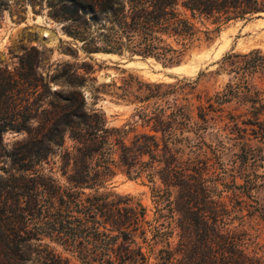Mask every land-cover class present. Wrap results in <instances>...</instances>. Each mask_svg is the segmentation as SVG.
Listing matches in <instances>:
<instances>
[{
    "label": "trees",
    "instance_id": "trees-1",
    "mask_svg": "<svg viewBox=\"0 0 264 264\" xmlns=\"http://www.w3.org/2000/svg\"><path fill=\"white\" fill-rule=\"evenodd\" d=\"M46 1L49 16L62 22L64 33L81 42L87 55L129 52L169 64L231 21L264 13V0ZM219 67L228 75L226 83L196 112L183 95L187 83L142 82L128 74L109 92L137 105L136 119L120 127H107L100 110L84 109L82 87L95 80L93 65L85 61L64 63L58 78L70 89L60 95L62 102L50 101L34 114L0 105V153L3 131L28 134L0 174V264H72L54 245L81 264H149L150 257L153 264H243L248 254L264 257L258 255L261 246L233 224L244 216L264 221V207L235 174L216 171L213 158L224 139L216 147L203 139L214 116L226 117L230 124L223 130L235 137L224 138L233 140L228 148L236 149L234 158L244 161L264 149L246 138L250 129L263 143L264 52L228 53ZM31 122H37L36 134ZM138 122L148 129L137 131ZM66 135L74 145L64 150L66 180L59 183L35 166L52 146L63 148ZM119 166L127 176H146L154 185L152 221L139 202L114 199L106 190ZM147 231L153 240L148 255L136 241L137 233L144 237Z\"/></svg>",
    "mask_w": 264,
    "mask_h": 264
},
{
    "label": "rangeland",
    "instance_id": "rangeland-1",
    "mask_svg": "<svg viewBox=\"0 0 264 264\" xmlns=\"http://www.w3.org/2000/svg\"><path fill=\"white\" fill-rule=\"evenodd\" d=\"M80 44L81 42L70 39L64 33L62 22L49 16L46 0H0V105L3 109L15 108L22 114L29 111L34 114L40 113L44 107L48 108L50 101L62 102L60 95H66L70 89L66 82L58 78V74L64 69V63L85 61L93 65L91 76L95 80L86 82L82 87L84 109L100 110L107 127H120L136 119L133 116L136 104L116 99L109 93L115 90V86L122 85L123 78L128 74L138 77L142 82L174 83L180 80L187 83L183 95L196 112L198 106L206 104L207 99L226 83L228 75L219 67L226 54L245 52L252 48H259L264 52V13L247 20L231 21L212 39L202 40L189 49L177 64H169L151 56L138 57L129 52L115 56L105 53L87 55ZM72 49L77 51L76 56L72 55ZM92 87L99 88V92H95ZM261 87L264 97V84ZM228 108L231 109L232 106ZM226 123L230 124L226 117L214 116L203 133V139L212 147H216L218 140L224 139L223 144H220L224 147H218V157L213 158L216 171L221 176L235 174L237 182L245 185L252 198L264 207V149L248 154L244 161L234 158L232 153L236 149L228 148L232 146L233 140L227 141L224 136L235 137V133L223 130ZM29 126L33 130L31 133L36 134L37 122H31ZM135 126L137 131L148 129L141 128L139 122ZM249 132L250 129L246 138H249L253 147L264 145V138L263 143H260L258 137ZM218 134L221 136L216 138ZM1 139L0 174L3 173L2 168H7L10 164V153L22 148L27 142L28 134L25 130L8 129L2 132ZM73 145L74 142L66 135L63 148L52 146L44 160L35 167L41 168L59 183L65 182L61 158H66L63 155L65 149L73 151ZM155 187L162 188V184L157 182ZM153 188L154 185L146 176H127L121 166L115 169L106 186L114 199L129 198L132 202H139L146 210L148 221L154 218ZM231 216L235 214L232 213ZM233 224H240V228L263 249V253L258 255L264 256V221L257 216H244L235 219ZM177 240L175 235L173 245ZM136 241L148 255L149 244L153 242L152 233L147 231L144 237L137 233ZM54 246L72 264H81L60 246ZM155 247L160 248L161 244L157 243ZM257 257L253 258L248 254L242 263L264 264V257ZM149 261V264H153V257Z\"/></svg>",
    "mask_w": 264,
    "mask_h": 264
},
{
    "label": "bare ground",
    "instance_id": "bare-ground-1",
    "mask_svg": "<svg viewBox=\"0 0 264 264\" xmlns=\"http://www.w3.org/2000/svg\"><path fill=\"white\" fill-rule=\"evenodd\" d=\"M105 55L115 56V54H111V53H105Z\"/></svg>",
    "mask_w": 264,
    "mask_h": 264
},
{
    "label": "water",
    "instance_id": "water-1",
    "mask_svg": "<svg viewBox=\"0 0 264 264\" xmlns=\"http://www.w3.org/2000/svg\"><path fill=\"white\" fill-rule=\"evenodd\" d=\"M136 56L141 57V55H136Z\"/></svg>",
    "mask_w": 264,
    "mask_h": 264
}]
</instances>
